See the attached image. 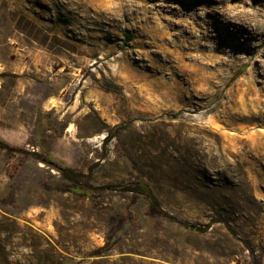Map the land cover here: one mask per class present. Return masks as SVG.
<instances>
[{"label":"rangeland","instance_id":"rangeland-1","mask_svg":"<svg viewBox=\"0 0 264 264\" xmlns=\"http://www.w3.org/2000/svg\"><path fill=\"white\" fill-rule=\"evenodd\" d=\"M257 263L264 0H0V264Z\"/></svg>","mask_w":264,"mask_h":264},{"label":"trees","instance_id":"trees-1","mask_svg":"<svg viewBox=\"0 0 264 264\" xmlns=\"http://www.w3.org/2000/svg\"><path fill=\"white\" fill-rule=\"evenodd\" d=\"M106 189L114 190H128L133 194L144 196L150 204L153 211L164 216L167 220L179 223L180 225L195 231H206L207 226L190 224L188 222L181 221L175 215L164 210L160 204L159 199L153 192L152 188L145 181H135L132 186H121V185H102V186H85L76 184L73 186V190L77 193L91 194L92 191L101 192ZM260 264V263H257Z\"/></svg>","mask_w":264,"mask_h":264}]
</instances>
